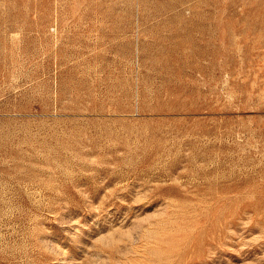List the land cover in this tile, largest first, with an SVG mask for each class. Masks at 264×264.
<instances>
[{
  "label": "rangeland",
  "instance_id": "obj_1",
  "mask_svg": "<svg viewBox=\"0 0 264 264\" xmlns=\"http://www.w3.org/2000/svg\"><path fill=\"white\" fill-rule=\"evenodd\" d=\"M0 264H264V0H0Z\"/></svg>",
  "mask_w": 264,
  "mask_h": 264
}]
</instances>
